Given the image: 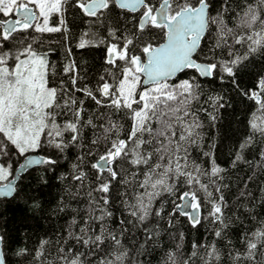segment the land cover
Listing matches in <instances>:
<instances>
[{"label":"snow or ice","instance_id":"obj_1","mask_svg":"<svg viewBox=\"0 0 264 264\" xmlns=\"http://www.w3.org/2000/svg\"><path fill=\"white\" fill-rule=\"evenodd\" d=\"M69 11L88 26L76 47H102V71L90 74L71 47L62 66L52 60L53 44L70 40ZM257 58L264 0H0V198L19 197L10 177L38 166L41 185L59 183L54 206L27 197L16 210L66 217L31 246L0 231V264H151L141 257L162 231L161 264H264V214L254 210L264 207V183L259 198L248 191L264 177ZM234 97L247 102V132L231 164L253 174L230 206L225 169L203 149L205 121L215 127ZM255 145L253 164L244 153ZM14 155L24 158L18 169ZM185 224L213 227L186 246L176 227Z\"/></svg>","mask_w":264,"mask_h":264},{"label":"trees","instance_id":"obj_2","mask_svg":"<svg viewBox=\"0 0 264 264\" xmlns=\"http://www.w3.org/2000/svg\"><path fill=\"white\" fill-rule=\"evenodd\" d=\"M66 20L70 29V40L64 42L63 45L61 43L53 44L55 52L52 56V60L57 65L62 66L66 62L65 48L71 47L73 53L71 58L90 69V74L102 71V47L86 50H80L76 47V42L79 40L81 32L87 30L88 26L81 21L80 17L73 15L71 11L66 14ZM53 39L59 41L61 39V34H54ZM262 70H264V58H257L253 71L256 72ZM246 103L247 102L241 103L238 97H234L231 101L232 106L220 111V118L215 127L211 126L207 120L205 121L206 136L203 150L212 151L216 157V162L225 169V172L222 175L225 177L224 183L229 186L225 189V195L230 206L236 205L239 191L243 189L247 177L253 174L252 168H250L247 163L240 162L236 167H232L231 164V161L234 159L235 148L247 132ZM213 143L215 144V148H211ZM259 147L260 145H255L250 151L244 153L245 157L249 161H252L253 164H255L256 159L258 158ZM22 158L23 157L14 155L8 160V162L11 163L15 169L21 162ZM61 163L65 168L70 167L67 160H62ZM61 170H64V168ZM29 173L30 174L24 173L17 181L21 189L19 197L10 201H5L0 198V213H3V216L0 217V222H2L3 225L0 231H7L10 234L13 246L15 247L23 246L25 244L31 246L36 237L43 235L44 232L50 234L57 233L65 223L66 219L64 213L50 214L49 211H44L42 213L40 210H31L26 213H21L16 210L18 205L24 206V201L27 197H37L42 204L47 201H52L53 204L51 206H54L55 200L60 192L59 183L55 179L49 181V184L52 185L51 187L39 183L38 178L42 174V168L35 166L29 170ZM48 175H51V173ZM262 183H264V177H261L258 181L250 183L248 191L255 193L259 198L261 194L258 192L257 188L258 185ZM75 206L76 205L73 204V207ZM165 207H167V205H165ZM117 209H119L118 203L113 208V211L118 218L120 216V211ZM254 210L264 214V207H261L258 202ZM232 212H243V208L233 207ZM42 215L44 218H41ZM25 216H27V219L24 218ZM233 219H235V216H233ZM161 223L167 228L165 221H162ZM176 227L185 232V245L190 246L191 242L195 239H201L203 241L207 238L210 235L208 229L213 226L205 224L200 227L199 232L195 229H191L187 224L183 227H181V225H177ZM231 228L234 232L238 233L240 231L239 221L232 224ZM137 235H139V233H137ZM161 235L163 239L154 245L155 251L149 249L148 254L141 257L142 260L150 261L151 264H161L163 244L170 240V236L165 235L163 231L161 232ZM29 236L32 237L31 240L27 238Z\"/></svg>","mask_w":264,"mask_h":264},{"label":"water","instance_id":"obj_3","mask_svg":"<svg viewBox=\"0 0 264 264\" xmlns=\"http://www.w3.org/2000/svg\"><path fill=\"white\" fill-rule=\"evenodd\" d=\"M29 155H33V154H29ZM24 162V158H22V160H21V162L19 163V164H21V163H23ZM19 164H18V166L15 168V169H18L19 168ZM33 167H35V166H33ZM24 173H21V172H19V171H16L15 173H14V177H10V179H12V178H16L17 179V181H18V179H19V177L21 176V175H23Z\"/></svg>","mask_w":264,"mask_h":264}]
</instances>
